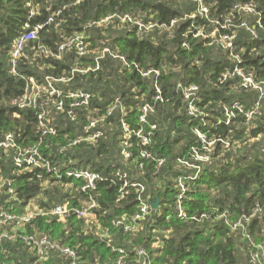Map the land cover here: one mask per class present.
I'll return each instance as SVG.
<instances>
[{
	"label": "trees",
	"instance_id": "1",
	"mask_svg": "<svg viewBox=\"0 0 264 264\" xmlns=\"http://www.w3.org/2000/svg\"><path fill=\"white\" fill-rule=\"evenodd\" d=\"M203 2L210 9L208 17L197 12L198 0H0V138L12 132L21 147L39 145L45 158L63 164L60 173L85 168L101 176L94 188L83 190L82 179L58 178L40 166L19 167L13 153L0 149V212L25 215L36 197L42 210L20 227L15 222L0 224V262H70L56 250H49L41 260L22 238L1 236L16 228L25 235L47 234L59 246L75 249L82 264L116 261L118 248L125 250L127 264H143L138 247L147 252L150 264H253L250 239L232 224L252 215L248 225L251 239L264 242V0ZM251 3L258 16L241 8ZM33 7L39 13L33 14ZM59 10L38 39L24 48L14 73L11 50L16 39L28 30L27 24L45 23ZM116 13L140 16L160 26L142 39L134 26L116 28L110 23L87 28L92 53L81 59L84 63L93 62L95 49L107 45L124 55L131 66L106 56L97 72L76 74L68 85L59 84L64 89H85L94 96L89 108L79 110L78 121L50 105V120L58 130L43 135L38 113L45 107L44 97L37 106L14 103L24 94L27 78L42 81L46 76L69 73L76 53L67 52L62 59L55 56L65 37ZM217 27L218 37H228L224 42L196 36L199 30L209 35ZM39 50L40 57L34 56ZM135 63L145 69L163 67L158 77L162 100L154 99L155 78L143 77ZM239 71L252 75L259 87H243ZM180 83L199 86L196 102L203 111L199 118L188 115ZM116 97L125 104L124 121L130 136L125 135L120 111H115L101 125L105 134L98 143L71 144L83 134L92 112L108 108ZM146 103L155 112L143 124L139 115ZM151 124L157 128L151 142L143 146L135 131L149 133ZM197 130L205 134L207 142ZM125 147L133 154L130 158L123 155ZM142 150H149L152 157H142ZM194 150L209 159H196ZM161 158L165 161L159 165ZM180 160L195 162L201 169L196 179H185L189 187L183 199L187 219L176 214L181 191L178 178L196 169ZM118 169L126 171L130 180L145 184L151 207L159 198V207L151 208L133 232L115 225L117 218H130L139 210L137 190L123 188ZM9 182L16 193L9 192ZM91 196L97 200L93 218L79 217L76 209L85 206ZM56 204L72 208L67 219L49 214ZM256 208L260 211L253 213Z\"/></svg>",
	"mask_w": 264,
	"mask_h": 264
},
{
	"label": "built area",
	"instance_id": "2",
	"mask_svg": "<svg viewBox=\"0 0 264 264\" xmlns=\"http://www.w3.org/2000/svg\"><path fill=\"white\" fill-rule=\"evenodd\" d=\"M80 1V0H79ZM199 6L197 12L200 16L208 17L209 15V7L203 2V0H198ZM243 10L248 11L251 14H257L254 5L248 4L246 6L241 7ZM32 13H39V9L37 7L32 8ZM61 10L57 12H53L51 16L46 20L45 23H39L35 25L27 24L28 30L21 33L19 37L16 39L15 44L11 50V61L13 64L12 71L16 73V67L18 65V60L24 48L28 45V43L32 40L38 39L40 35V31L47 25H50L55 20V15L59 16ZM140 16H135L133 14H112L100 21H92L89 22L85 29L82 31H78L71 36L65 37L64 41L60 44L58 52L56 53V57L58 59H62L67 52L74 51L77 55V60L75 64L72 66L71 71L63 72L59 77L55 76H46L44 80L38 81L34 76H29L27 79V85L24 90V94L16 99L14 103H17L20 107H25L34 104L37 106L38 99L43 98V105L45 107H40V112L38 113L39 117V128L43 135L47 134H56L57 126L51 123L50 117V105H52L57 111L67 112L71 121H78L81 114L79 112L80 109L89 108L91 104V100L94 94L90 91H87L82 88H69L64 89L60 87L59 84L68 85L76 74H88L91 72H97L102 67V60L106 57H112L115 59H119L127 65L131 66L125 58L124 55L115 52L110 46L104 45L101 48L95 49L93 53L94 56L93 62L84 63L81 59L91 55L90 49V39L89 35L86 31L87 28H92L94 26H108L110 23L115 24L116 28L123 27H131L134 26L137 28V33L139 38H143L144 35L150 31H153L157 27L160 26L158 22H145ZM117 22V23H115ZM175 20L171 22L174 24ZM218 24V22L215 21ZM219 31L218 27L209 35L204 34L202 30H199L196 33V36L203 37H211L214 42H224L225 39H228L227 36L218 37L217 32ZM48 52V50H45ZM34 56L40 57V50L35 53ZM135 69L145 78L154 77V87H155V100H162V90L159 84L158 77L161 75L162 68H142L139 64H134ZM239 74L243 76V87L255 86L259 87L258 83L255 81L252 75H245L242 71H239ZM221 80V78H220ZM180 87H182L183 92V100L187 103V113L189 116L194 118H199L203 111L197 105L198 91L199 86L197 85H189L183 86L180 83ZM115 111H120L122 116V124L126 132V136H130L131 130L127 123L124 121L125 116L127 115L125 104L120 97H116L113 103L107 108H103V110L96 108L92 113V116L88 117V123L84 127V132L82 135L75 138L71 144L78 143H87L91 145H95L98 141L104 136L105 131L101 128L105 122L107 123V118L111 116ZM155 112V108L152 104L146 103L141 108V113L139 115V120L143 124L149 123V115ZM157 128L156 124H151L149 133H145L143 129H139L135 131L136 137L139 138L141 144L143 146L148 145L151 142V135L153 134V130ZM197 133L203 142H207V138L205 134H203L200 130H197ZM125 145H129V141L126 140ZM212 143V142H210ZM209 143V144H210ZM0 149L5 152L13 153L12 158L15 162V165L19 167H30V166H40L45 167L47 171L50 173H55L58 178H62L63 176L74 177L77 179H82L84 184L82 186L83 190H90L95 187L96 182L101 179V176L98 172L92 171L90 169L79 168V169H71L65 170L63 173H60L59 168L62 167V163L59 161H54L49 158H45L43 153L41 152L39 145H30L21 147L19 146L15 133L7 132L0 138ZM123 155L125 158H130L133 156L130 150L126 147L123 149ZM194 155L196 159L206 161L209 157L201 156L197 150H194ZM141 156L144 158H151L152 153L149 150H142ZM165 161L164 158L158 160V164L161 165ZM180 162L189 168H195L196 171L193 174L186 176L181 174L178 178L179 185L181 187V191L178 195V200L176 204V214L178 217L182 219H187L188 214L183 206V199L186 196V192L189 190V187L185 183V179H196L201 172L200 165L195 162H188L187 160H180ZM116 175L123 180V188L132 187L135 188L138 192V201H139V210L132 216L128 217L123 215L115 220V225L121 227L124 232H133L140 227V222L143 218L146 217L147 214L151 211V203L150 200L145 196L146 186L142 182L130 180L128 173L126 171H122L120 169L117 170ZM9 192L16 193V190L13 188L11 183L9 182ZM97 205V200L92 196L88 200V202L82 208L76 209V213L79 217H90L92 216V209ZM260 211L259 208H256L253 213H257ZM42 210L36 207L33 210L31 206L28 208V212L25 215H16L15 213H10L4 209L0 212V224H6L8 222H15L18 227L22 226L24 223L29 222L32 217L41 213ZM72 212V208L66 204H56L49 211V214L57 216L61 220L67 219ZM252 219V215H244L241 219L237 220L232 224V228L234 230H238L243 233L245 237H248L252 243V248L250 249V253L252 256L253 264H264V242L259 244L254 243L251 239V236L248 232V225L250 220ZM1 236L7 237L9 239H16L17 237L22 238L28 245H30L34 250H36L37 254L40 256V259H46L49 250L58 251L61 256H64L70 260L69 264H82L79 256L75 249L71 247H63L54 243L50 236L47 234H21L18 233L16 228L12 230L4 231ZM120 253L119 258L116 261L106 264H127L125 250L118 248ZM137 253L140 256V259L143 258V264H150L148 260L147 252L141 247L137 248ZM139 259V261H140ZM0 264H6L0 262Z\"/></svg>",
	"mask_w": 264,
	"mask_h": 264
},
{
	"label": "rangeland",
	"instance_id": "3",
	"mask_svg": "<svg viewBox=\"0 0 264 264\" xmlns=\"http://www.w3.org/2000/svg\"><path fill=\"white\" fill-rule=\"evenodd\" d=\"M38 201H39V197H36L34 200L30 202V206L33 208V210L36 209ZM90 218H93V216H91Z\"/></svg>",
	"mask_w": 264,
	"mask_h": 264
},
{
	"label": "water",
	"instance_id": "4",
	"mask_svg": "<svg viewBox=\"0 0 264 264\" xmlns=\"http://www.w3.org/2000/svg\"><path fill=\"white\" fill-rule=\"evenodd\" d=\"M159 207V198L152 202V208L157 209Z\"/></svg>",
	"mask_w": 264,
	"mask_h": 264
}]
</instances>
